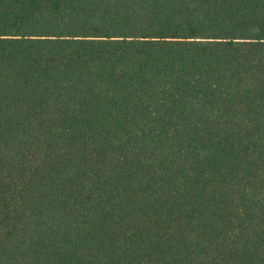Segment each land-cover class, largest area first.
Returning a JSON list of instances; mask_svg holds the SVG:
<instances>
[{"label":"trees","instance_id":"trees-1","mask_svg":"<svg viewBox=\"0 0 264 264\" xmlns=\"http://www.w3.org/2000/svg\"><path fill=\"white\" fill-rule=\"evenodd\" d=\"M0 264H264V0H0Z\"/></svg>","mask_w":264,"mask_h":264}]
</instances>
